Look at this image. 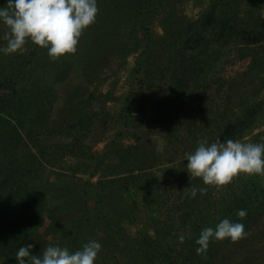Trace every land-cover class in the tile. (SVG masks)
<instances>
[{
  "label": "rangeland",
  "instance_id": "rangeland-1",
  "mask_svg": "<svg viewBox=\"0 0 264 264\" xmlns=\"http://www.w3.org/2000/svg\"><path fill=\"white\" fill-rule=\"evenodd\" d=\"M132 2L97 0L96 21L75 54L52 60L46 49L31 51L30 41L15 54L0 52V81L12 75L14 90L24 85L29 99L25 115H1L0 128L11 123L21 136L8 157L16 164L38 158L32 179L37 191L46 184L55 190L70 186L75 194L84 188L90 213L97 181L127 175L118 150L136 153L129 168L147 181L150 203L143 204L139 190L111 192L113 200L136 204L135 221L121 223L128 240L177 249L196 241L204 228L215 229L225 218L232 222L225 207L238 197L245 202L239 206L247 212V235L236 242L211 239L207 264H264V176L240 175L216 188L192 177L183 160L198 140L213 142L228 124H242L233 140L264 143V0H138L134 8ZM6 6L0 0V8ZM196 32L205 41L183 43ZM172 75L184 81L173 85ZM174 88L177 95L168 96ZM78 116L83 123L65 131L61 120ZM192 187L207 191L193 198ZM48 199L39 232H48L44 239L55 244V219L70 210ZM183 213L195 225L177 231Z\"/></svg>",
  "mask_w": 264,
  "mask_h": 264
},
{
  "label": "trees",
  "instance_id": "trees-1",
  "mask_svg": "<svg viewBox=\"0 0 264 264\" xmlns=\"http://www.w3.org/2000/svg\"><path fill=\"white\" fill-rule=\"evenodd\" d=\"M137 4L138 0H133L132 8ZM107 24H110V22ZM199 36L200 32L191 34L183 43L189 45L192 42L199 44L205 41ZM217 37L219 38V36ZM37 48L39 47L33 44L31 51H36ZM171 78L173 85L184 81L178 75H172ZM13 86L12 75L1 78L0 91L3 90V93L0 92L1 122H4L1 115H7V117L12 119L19 112L21 115H25V109L29 105V99L26 98L27 88L23 85L20 90L15 91ZM177 92L178 88H174L168 96H176ZM17 93L21 101L16 100ZM163 102L159 103L160 107L164 105L162 104ZM16 103L20 107H17ZM25 105L26 107L24 108ZM8 109L12 110L7 112ZM40 113L42 114L41 111ZM252 113L253 111L249 114ZM32 117V122H35L38 119V111L37 115ZM64 119L61 120V124L65 125V131L68 133L74 130L77 123H83V119L80 116L72 118L69 122H64ZM17 120L14 119L13 121L19 126L20 122ZM86 122L87 120H84V124ZM4 124L5 126L0 128V155L3 158V160L0 159V260L3 264H17L15 254L20 247L32 244L31 254L39 255L45 246L51 244L44 239L48 232H39L41 227L39 216L43 208L46 207L49 201L48 198L66 205V208L68 207L70 210L68 217L55 219V224L59 225V234L55 244H59L61 247L66 246L70 251L74 252L79 250L89 240L98 241L102 245V250L98 253L95 264H207L206 259L212 255L211 253L214 250H207L206 254L197 255V247H195V241H192L193 238L187 244H179L177 249L154 246L145 238L134 239L133 241L127 239L129 237L123 232L121 223L135 221L136 204L135 202L126 203L122 198L119 199L120 196H118V200H113L111 199V192L124 191L125 189L139 190L144 200L143 204L148 205L150 203L149 195L146 192L148 189L147 181L143 179L142 174L132 176V171L129 168L136 153L118 150L119 163L123 165L124 168L122 170L127 175L112 180L97 181L95 185L97 192L93 197L95 209L89 213L82 195L85 193L84 188L79 190L81 194L72 193V188L67 185L60 186L58 190H55L51 184H46V186H42L43 189L40 191L36 190L32 184V179L36 176L38 158L32 155L29 161L23 164H16L14 159L12 160L8 157L9 153L21 141V136L16 133L14 125H11V123ZM241 125L239 123L226 125L217 138L221 142L234 139ZM158 189V187L153 188L154 191H158ZM106 191L110 193L107 194ZM47 196L48 198H45ZM65 196L69 199H65ZM109 199L111 200L110 202H108ZM233 203V206L226 205V213L231 215L232 222L244 225L248 220L235 216L234 210H241L239 205L245 202L243 200L240 202L238 197H235ZM184 218H187L188 222H185ZM60 220L62 221L61 224ZM177 221L181 224L178 226L177 231L181 227L192 228L195 225V222L190 221L186 213L179 215ZM167 225L173 228L174 221H168ZM55 244L52 243V245ZM122 256L125 262L121 263Z\"/></svg>",
  "mask_w": 264,
  "mask_h": 264
},
{
  "label": "clouds",
  "instance_id": "clouds-1",
  "mask_svg": "<svg viewBox=\"0 0 264 264\" xmlns=\"http://www.w3.org/2000/svg\"><path fill=\"white\" fill-rule=\"evenodd\" d=\"M99 9L97 0H7V6L0 8V24L4 31L0 40L5 42L0 52L5 55L23 51L30 41L41 49H46L52 60L75 54L83 32L95 23ZM187 172L200 178L204 185L222 188L228 186L240 175L264 176V143H251L228 139L213 142L207 139L197 141L192 152H186ZM194 198L197 191L201 195L207 189H189ZM246 210H238L241 219ZM247 233L242 223L225 218L213 229L204 228L195 243L197 255L206 254L211 239L236 242ZM180 243L184 235L178 237ZM32 244L20 247L15 254L17 264H95L102 245L89 240L79 250L70 251L59 244L45 246L39 255L31 254Z\"/></svg>",
  "mask_w": 264,
  "mask_h": 264
}]
</instances>
